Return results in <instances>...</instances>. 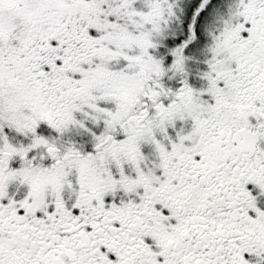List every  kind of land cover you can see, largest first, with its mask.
I'll use <instances>...</instances> for the list:
<instances>
[{"label": "snow or ice", "instance_id": "6c2138e0", "mask_svg": "<svg viewBox=\"0 0 264 264\" xmlns=\"http://www.w3.org/2000/svg\"><path fill=\"white\" fill-rule=\"evenodd\" d=\"M0 264H264V0H0Z\"/></svg>", "mask_w": 264, "mask_h": 264}]
</instances>
